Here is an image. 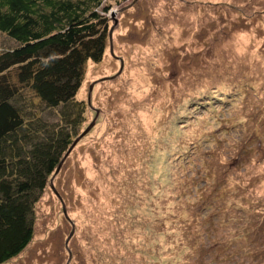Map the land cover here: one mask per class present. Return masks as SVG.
Returning <instances> with one entry per match:
<instances>
[{
  "label": "rangeland",
  "instance_id": "1",
  "mask_svg": "<svg viewBox=\"0 0 264 264\" xmlns=\"http://www.w3.org/2000/svg\"><path fill=\"white\" fill-rule=\"evenodd\" d=\"M120 1L92 126L2 264H264V0Z\"/></svg>",
  "mask_w": 264,
  "mask_h": 264
},
{
  "label": "trees",
  "instance_id": "2",
  "mask_svg": "<svg viewBox=\"0 0 264 264\" xmlns=\"http://www.w3.org/2000/svg\"><path fill=\"white\" fill-rule=\"evenodd\" d=\"M109 1L0 0L12 43L0 48V264L31 242L35 205L82 132L76 94L85 62L103 57Z\"/></svg>",
  "mask_w": 264,
  "mask_h": 264
},
{
  "label": "water",
  "instance_id": "3",
  "mask_svg": "<svg viewBox=\"0 0 264 264\" xmlns=\"http://www.w3.org/2000/svg\"><path fill=\"white\" fill-rule=\"evenodd\" d=\"M109 38L111 35V30L109 31ZM92 126V124L88 125L80 134L79 136H77V138L73 141V143L71 144V146L69 147V149L67 150V152L65 153V155L63 156V158L61 159V161L59 162L53 176L59 171L63 161L65 160V158L67 157V155L69 154V152L72 150V148L75 146V144L89 131L90 127Z\"/></svg>",
  "mask_w": 264,
  "mask_h": 264
}]
</instances>
